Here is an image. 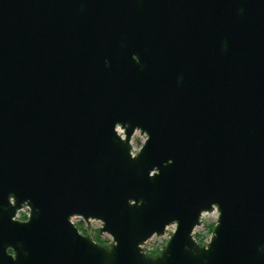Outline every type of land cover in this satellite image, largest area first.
Returning <instances> with one entry per match:
<instances>
[{
    "label": "water",
    "instance_id": "95a60500",
    "mask_svg": "<svg viewBox=\"0 0 264 264\" xmlns=\"http://www.w3.org/2000/svg\"><path fill=\"white\" fill-rule=\"evenodd\" d=\"M0 264H264V0H0Z\"/></svg>",
    "mask_w": 264,
    "mask_h": 264
},
{
    "label": "rangeland",
    "instance_id": "374dc122",
    "mask_svg": "<svg viewBox=\"0 0 264 264\" xmlns=\"http://www.w3.org/2000/svg\"><path fill=\"white\" fill-rule=\"evenodd\" d=\"M145 142V138L141 136L140 133H136L133 140L132 145L134 148V153L137 154L141 147L143 146ZM29 215L28 210H24L19 214V217L17 219L19 220H25ZM74 224L82 229V231L90 236L100 244H102L105 247H110L113 243V240L110 236L103 234H100V229L102 227L100 222L93 221L90 223V226L86 224L83 220L80 219H74ZM217 222V214H207L203 217L202 220V226L198 228L195 232V238H198L199 240H202L200 244L207 245L210 241V238L212 236L215 224ZM175 231V227L169 228L167 234L164 237H154L150 241H148L144 249L146 253L150 256H158L161 254L164 247L169 242L170 238L172 237L173 233Z\"/></svg>",
    "mask_w": 264,
    "mask_h": 264
},
{
    "label": "flooded vegetation",
    "instance_id": "af4514ba",
    "mask_svg": "<svg viewBox=\"0 0 264 264\" xmlns=\"http://www.w3.org/2000/svg\"><path fill=\"white\" fill-rule=\"evenodd\" d=\"M25 210H28L29 211V208H25ZM29 213H30V211H29ZM28 219H29V216L25 219V220H19V219H17L16 218V220H18L19 222H27L28 221ZM77 228L79 229V227L77 226ZM80 230V229H79ZM80 232L83 234V235H87V236H90V235H88V233L87 234H84L83 233V231L82 230H80ZM94 240V239H93ZM96 243H98V244H100L99 242H97L96 240H94ZM101 246H103L102 244H100ZM105 247V246H104Z\"/></svg>",
    "mask_w": 264,
    "mask_h": 264
},
{
    "label": "trees",
    "instance_id": "16d2710c",
    "mask_svg": "<svg viewBox=\"0 0 264 264\" xmlns=\"http://www.w3.org/2000/svg\"><path fill=\"white\" fill-rule=\"evenodd\" d=\"M80 230H82L80 227H79ZM84 233V232H83ZM85 234V233H84ZM196 240L199 242V243H202L201 241L202 240H199L198 238H196Z\"/></svg>",
    "mask_w": 264,
    "mask_h": 264
},
{
    "label": "built area",
    "instance_id": "2783aa9c",
    "mask_svg": "<svg viewBox=\"0 0 264 264\" xmlns=\"http://www.w3.org/2000/svg\"><path fill=\"white\" fill-rule=\"evenodd\" d=\"M134 155H135V153H134ZM25 210V209H24ZM24 210H22V211H24ZM22 211H20L19 213H18V216H17V218L19 217V214L22 212ZM29 215H30V213H29ZM28 215V216H29ZM146 252V251H145Z\"/></svg>",
    "mask_w": 264,
    "mask_h": 264
}]
</instances>
